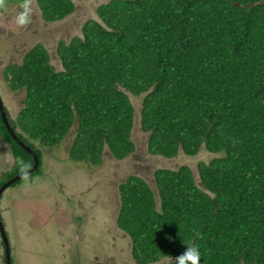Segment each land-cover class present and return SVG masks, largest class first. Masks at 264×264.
<instances>
[{"label":"trees","instance_id":"16d2710c","mask_svg":"<svg viewBox=\"0 0 264 264\" xmlns=\"http://www.w3.org/2000/svg\"><path fill=\"white\" fill-rule=\"evenodd\" d=\"M35 1L46 24L76 10L73 0ZM96 16L81 36L59 42L60 71L41 44L6 69L9 88L25 91L15 120L4 107L8 124L40 162L23 179L40 174L43 150L74 127L71 162L99 167L105 151L129 157L130 94L143 96L149 155L193 158L203 149L218 156L198 164L197 180L182 165L155 171V191L139 176L120 185L116 223L135 264H176L192 244L201 264H264V0H110ZM0 135L16 162L2 185L33 158L1 115Z\"/></svg>","mask_w":264,"mask_h":264},{"label":"rangeland","instance_id":"374dc122","mask_svg":"<svg viewBox=\"0 0 264 264\" xmlns=\"http://www.w3.org/2000/svg\"><path fill=\"white\" fill-rule=\"evenodd\" d=\"M109 1L73 0L75 12L64 21L51 24L42 21L35 0L6 2L0 14V97L11 119L15 120L22 108L25 91L14 92L9 88L6 69L20 65L25 54L41 44L48 51L52 66L60 71L59 42L69 43L73 37L81 36L84 23L98 20L96 9ZM130 100L135 109L132 129L135 152L129 157L118 161L105 151L99 167L71 162L68 155L74 127L58 147L43 150L39 175L23 179L3 192L0 212L12 264H135L130 238L116 223L120 185L129 176H139L155 191V171L182 165L190 166L197 180L198 164L218 156L203 149L193 158L180 154L164 160L149 155V134L140 129L143 96L130 94ZM15 163L10 146L0 135V182L8 178L10 174L3 178L2 175L12 171ZM0 264H5L1 237Z\"/></svg>","mask_w":264,"mask_h":264},{"label":"water","instance_id":"95a60500","mask_svg":"<svg viewBox=\"0 0 264 264\" xmlns=\"http://www.w3.org/2000/svg\"><path fill=\"white\" fill-rule=\"evenodd\" d=\"M0 115L2 118V121L4 123V125L6 126V128L8 129L11 137L13 140H15L26 152H28V154H30L33 158V165L30 169H28L27 171L18 174L17 176H15L13 179H11L10 181H8L7 183L3 184V186L0 188V198L1 195L3 194V192L9 188L14 182L19 181L29 175H31L33 172H35L38 167H39V159L36 155V153L34 151H32L29 147H27L26 145H24L23 143H21L17 137L15 136L14 132L12 131V129L10 128L8 121H7V117H6V113L4 110V106H3V102L0 98ZM0 236L2 238V242L5 248V255H6V264H11L10 260H11V253H10V247H9V241H8V237L6 235L4 226L1 222V214H0Z\"/></svg>","mask_w":264,"mask_h":264},{"label":"clouds","instance_id":"9594fccd","mask_svg":"<svg viewBox=\"0 0 264 264\" xmlns=\"http://www.w3.org/2000/svg\"><path fill=\"white\" fill-rule=\"evenodd\" d=\"M24 22L23 19L20 21ZM1 98V97H0ZM2 100V99H1ZM4 106V104H3ZM5 107V106H4ZM8 120V119H7ZM13 131V130H12ZM15 134V133H14ZM22 143V142H21ZM25 145V144H24ZM28 147V146H27ZM30 148V147H29ZM31 149V148H30ZM32 150V149H31ZM33 151V150H32ZM35 152V151H34ZM9 241V240H8ZM10 247V244H9ZM11 251V249H10ZM202 254L200 252L199 246L196 244H192L190 246H186L185 251L176 257V264H201Z\"/></svg>","mask_w":264,"mask_h":264},{"label":"flooded vegetation","instance_id":"af4514ba","mask_svg":"<svg viewBox=\"0 0 264 264\" xmlns=\"http://www.w3.org/2000/svg\"><path fill=\"white\" fill-rule=\"evenodd\" d=\"M0 214H1V212H0ZM2 216V215H1ZM4 225V224H3ZM1 237V236H0ZM1 241H2V238H1ZM3 248H4V245H3ZM4 256L6 257V255H5V248H4Z\"/></svg>","mask_w":264,"mask_h":264}]
</instances>
